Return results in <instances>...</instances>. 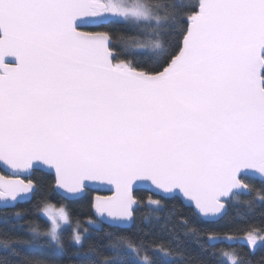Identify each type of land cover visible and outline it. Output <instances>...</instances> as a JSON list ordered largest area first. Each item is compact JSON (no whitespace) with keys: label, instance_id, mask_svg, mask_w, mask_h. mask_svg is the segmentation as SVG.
<instances>
[{"label":"snow or ice","instance_id":"snow-or-ice-1","mask_svg":"<svg viewBox=\"0 0 264 264\" xmlns=\"http://www.w3.org/2000/svg\"><path fill=\"white\" fill-rule=\"evenodd\" d=\"M82 24L103 30L78 31ZM117 24L133 33L120 50L108 30ZM0 162L16 177L0 175V208L30 201L32 173L43 165L64 199L86 182L113 186L115 195L95 197L92 207L115 229L133 223L134 185L159 197H148L150 213L183 199L208 223L253 193L242 202L264 207V0H0ZM43 215L45 229L0 239L6 264H56L23 251L45 245L75 248L81 264L183 256L178 245L130 236L108 254L92 244L83 252L97 222L82 228L46 202ZM218 244L226 248L211 253L214 264H252L264 224L209 229L202 249Z\"/></svg>","mask_w":264,"mask_h":264},{"label":"trees","instance_id":"trees-1","mask_svg":"<svg viewBox=\"0 0 264 264\" xmlns=\"http://www.w3.org/2000/svg\"><path fill=\"white\" fill-rule=\"evenodd\" d=\"M86 31H99L103 29H85ZM111 33L112 47L120 50L123 46V39L133 35L128 31L124 25H112L108 29ZM166 40H171L172 37H165ZM0 174L3 172L0 170ZM36 185V192L32 199L27 203L17 204L13 209H0V239L4 238L5 233L14 236H24L27 238L30 235L28 229L31 226H38L41 229L47 227L46 220L41 214L44 207V202L56 207H65L70 211L73 221L79 220L81 227H88V220L97 222L98 229L93 230L89 228L87 233V241L85 243L83 252H87L88 245H97L98 251L108 254L109 245L121 236L138 237L145 241V243L163 242L171 244L172 247H180L183 256L176 257L175 264H196L197 261H205L206 264H214L212 257L213 251H218L220 248H226L224 244H218L216 249L205 250L201 245L207 240V231L215 229L218 231H228L236 228L237 226H246L247 224H254L261 226L264 224V207L257 204L254 208L249 209L242 201L252 200L256 197L253 196L242 197L240 202H236L227 206V214L215 223L204 222L199 219L191 208L185 207L179 199L164 200L163 208L159 212L150 213L146 207L148 197L152 196L153 199L159 197L151 195L145 190H137L133 193L137 199L138 207L134 213L133 223L129 228L115 229L98 222L92 214L91 202L93 192L87 190L86 194L79 199L67 201L60 197L54 191V179L51 175L41 171H34L31 177ZM257 185V192L259 191ZM20 212L22 218L18 221L15 218V213ZM5 214L8 215L9 220L7 223L3 221ZM181 221H187L188 226L195 228L197 234L186 232L185 226ZM74 226V225H73ZM111 234V235H109ZM71 232L65 234L64 241L70 244ZM44 238H41L43 242ZM242 252L246 253V247L241 249L240 245L236 246ZM227 250V249H226ZM25 252L43 253L51 256L56 264H81L80 257L76 255V249L68 247L65 251H59L47 245L38 248H25ZM95 256L94 253L90 254ZM100 259V257H96ZM5 253L0 251V264H6V261H11ZM252 264H264V247H260L255 255L251 257Z\"/></svg>","mask_w":264,"mask_h":264},{"label":"water","instance_id":"water-1","mask_svg":"<svg viewBox=\"0 0 264 264\" xmlns=\"http://www.w3.org/2000/svg\"><path fill=\"white\" fill-rule=\"evenodd\" d=\"M79 23V22H78ZM93 27L87 25V24H82L81 27L78 28V31H83V32H90V31H86L85 29H92ZM43 169H45L44 171H41L43 173H46V174H49L53 177L54 179V191L56 194H58L60 197L63 198V196L61 195V193H64V190L63 189H58L56 184H55V174H54V170H50V169H47V166H41ZM0 170L3 172V174H0V175H5L6 177L8 178H16V177H9L8 176V173L10 172L9 169H7V166L3 165L2 162H0ZM37 171H40V170H37ZM33 174V173H32ZM32 177V176H31ZM20 179H25V176L24 175H21L19 177ZM25 182H27V179H25ZM34 183V182H33ZM90 185L89 188L85 189L83 193H80V194H76V197L77 198H69V199H65L67 201H72V200H76V199H79L81 198L82 196H84L86 194V191L89 190L91 192H93V197H92V202H91V210H92V214H93V217L99 222V218L98 216L96 215L95 213V210L94 208L92 207L93 203H94V200H95V197L97 196H101V197H111V196H114L115 195V189L113 186L111 185H100L98 182H86ZM35 185V184H34ZM137 190H144V189H137L134 185V192L137 191ZM147 191V190H145ZM148 193H150L151 195H153L151 192L147 191ZM65 195H68L69 197H71L72 194H66ZM158 197V196H157ZM64 199V198H63ZM180 202L185 206V207H188V208H191L194 212V209L192 207H189L187 205V203L183 200V199H179ZM0 209H3V208H0ZM7 209H13V208H7ZM199 218V217H198ZM200 219V218H199ZM202 220V219H201ZM204 221V220H202ZM205 222V221H204ZM103 225H107L109 227H111L108 223H101ZM132 225V224H131ZM129 228V227H128ZM125 229V228H124Z\"/></svg>","mask_w":264,"mask_h":264},{"label":"rangeland","instance_id":"rangeland-1","mask_svg":"<svg viewBox=\"0 0 264 264\" xmlns=\"http://www.w3.org/2000/svg\"><path fill=\"white\" fill-rule=\"evenodd\" d=\"M50 205V204H49ZM51 206H53L54 208H59V207H56V206H54V205H51ZM43 213H44V207L42 208V210H41V214L43 215ZM44 216V215H43Z\"/></svg>","mask_w":264,"mask_h":264}]
</instances>
